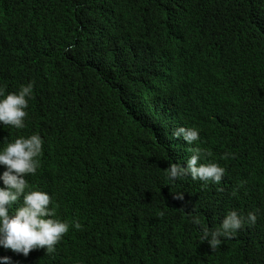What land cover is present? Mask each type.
I'll list each match as a JSON object with an SVG mask.
<instances>
[{
    "label": "trees",
    "instance_id": "1",
    "mask_svg": "<svg viewBox=\"0 0 264 264\" xmlns=\"http://www.w3.org/2000/svg\"><path fill=\"white\" fill-rule=\"evenodd\" d=\"M13 80L33 91L0 147L42 138L25 179L69 224L25 264H264V0H0L4 95ZM197 147L220 184L169 182ZM231 210L256 224L201 243L190 218L212 231Z\"/></svg>",
    "mask_w": 264,
    "mask_h": 264
},
{
    "label": "clouds",
    "instance_id": "2",
    "mask_svg": "<svg viewBox=\"0 0 264 264\" xmlns=\"http://www.w3.org/2000/svg\"><path fill=\"white\" fill-rule=\"evenodd\" d=\"M14 81V80H13ZM15 82V81H14ZM14 90L4 95L0 89V126L23 129L24 118L31 98L33 84L14 83ZM173 138L182 139L192 145L200 140L199 131L194 128L179 126L171 132ZM42 151V138L38 134L28 137L19 136L0 147V264H25L55 250L63 235L68 232L69 224L56 219L55 208L48 192L34 189L26 182L27 177L34 175L39 167L37 159ZM212 153L207 149L194 148L186 159V166L180 163H169L165 177L169 182L189 177L204 183L220 184L225 169L215 162L203 163L205 157ZM231 154L225 153L224 158ZM177 199H183V193L177 192ZM191 223L201 232L200 241L209 244L215 250L221 238L231 239L245 223L255 225L257 215L247 213L244 217L235 210L226 213L219 228L209 231L202 225L199 216H192ZM79 229L80 224L73 222Z\"/></svg>",
    "mask_w": 264,
    "mask_h": 264
}]
</instances>
